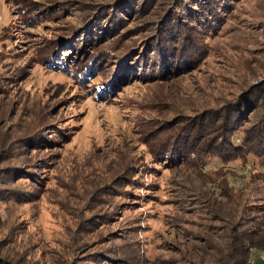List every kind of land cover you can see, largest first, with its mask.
Instances as JSON below:
<instances>
[{"label":"rangeland","instance_id":"374dc122","mask_svg":"<svg viewBox=\"0 0 264 264\" xmlns=\"http://www.w3.org/2000/svg\"><path fill=\"white\" fill-rule=\"evenodd\" d=\"M119 1L0 0L2 261L90 264L89 258L94 264L101 256L98 264H216L226 259L224 252L210 250L209 241L222 244L225 224L215 219L213 203L202 192L217 194L211 182L227 173L239 187L243 177L261 170L219 159L204 169L206 151L178 164L163 155L185 149L180 142L185 134L206 138L194 137L199 129L218 136L229 121L226 112L264 83V0H233L217 20L204 21L210 23L208 33L192 22L183 41L201 49L199 61L193 58L197 64L165 78L112 72L81 88L80 74L46 64L48 53L39 51L67 44L72 30L94 24L84 26L92 14L109 12ZM154 1L142 0L140 6ZM135 3L119 2L105 22L122 20L124 28L97 51L128 42L135 58L146 60L144 68L160 59L148 48L154 37L147 42L175 0H156L146 14L121 13ZM116 75L113 93L106 82ZM102 83L100 94L94 86ZM6 171L14 173L6 177ZM251 264H264V253H254Z\"/></svg>","mask_w":264,"mask_h":264},{"label":"trees","instance_id":"16d2710c","mask_svg":"<svg viewBox=\"0 0 264 264\" xmlns=\"http://www.w3.org/2000/svg\"><path fill=\"white\" fill-rule=\"evenodd\" d=\"M141 1L135 0L137 3L132 6L131 10L126 6L123 7L121 13L146 14L156 4L155 0L150 7L145 8L140 6ZM232 1L175 0L174 7L170 6L168 8L166 16L156 24L153 29V35L147 42L149 43L154 37L155 41L148 48L150 47L151 49V56L160 55V59L155 58L154 64L151 66L147 65L144 68H142L143 64H145L143 61L146 60L143 58L140 61L141 56L137 60L135 55L131 53L134 46L128 42H126V47L120 44L119 47L109 44L105 50L97 51L102 43L116 40L124 28L122 20L119 23L116 20H112L120 28L118 30L115 29L116 26H113L114 23L112 21L105 22L117 8L116 6L119 2L108 6L107 10L109 12L103 10L94 15L92 14L87 19L88 21L86 20L87 22H85L84 26L89 21L95 22L94 24L87 25L85 28L83 26L80 28V25L76 27L78 29L75 32V29L72 30L70 34V36L72 35L71 40L65 44L67 47L65 45L62 46V43L56 44L54 47L50 46L47 50H43L42 53L39 51V53L41 55L48 53L45 60L46 64L51 65V69L58 68L63 73H72L74 71V73L80 74L76 81L81 88L86 86V81L93 80V78L100 77L104 81L112 72L123 71L122 73L124 74L128 71V76L134 77L141 74L142 76L139 79L145 78V80L149 79V81L161 76L165 78L173 71H186L195 62L197 64L199 61L201 49L193 45L187 46L185 41H183L185 32L190 30V28L193 29L191 27L192 22H194L195 29L208 33L210 23L217 20L222 13L228 11ZM191 2L192 7L190 5ZM127 14L124 16H127ZM204 21H209V25ZM189 44L192 43L190 42ZM60 46H62L61 49ZM148 57L149 59L152 58ZM193 58H197L198 61L197 59L192 60ZM128 61L130 66H128ZM110 68H113V70H109ZM117 86V75L112 81L106 82V87L111 89L113 93L116 91ZM102 87L103 83L94 86V89L102 94ZM253 88L250 86L247 89ZM1 90L2 88L0 87ZM98 98L101 99L99 94L96 96V99ZM234 107L235 109H230L226 112L229 121L225 128L220 130L221 133L218 136L214 137L216 134L215 130L214 134H212L208 130L199 129V132H195L194 137L199 136V134L201 137H206L208 134L206 138L199 139L195 137L193 139L192 135L185 134V138H182V141L179 140L180 137L177 140L185 146L184 150H177L172 154L167 152L163 155V157H168L170 162H177L178 164L191 160L189 157H200V154L206 151L203 161L200 163L204 166V169L209 167L213 159H219L221 163H232L240 160L243 163V168H246L250 163L253 168L257 166V171L261 170L256 174L252 172L249 177H243L239 187L232 186L229 180L230 176L228 177L227 173V176L220 181L214 180L211 182L212 187L215 188V191L217 190V194L209 192L207 188L202 192V195L207 197L208 202L213 203L211 209L212 213L215 214V219L225 224L221 230L223 235L218 238V240L222 241V244L215 242V245H210L211 241L208 242L209 247H211L210 250L217 252L216 255L224 252V258L226 259L222 262L217 261L216 264H251L254 253H264V83L246 93V96L243 95L240 98V102ZM249 110H252L249 112L250 114H246V111ZM215 122L217 121L215 120ZM178 131L182 132V128L179 127ZM228 172L232 174L231 171L228 170ZM13 173V171H6L2 174L8 176ZM237 180L239 181L238 177ZM144 186L147 185L144 184ZM227 252L228 254H225ZM94 258L96 259L94 264L102 261L101 256H95ZM90 261L89 258L85 260L86 263L91 264ZM0 264L9 263L4 260Z\"/></svg>","mask_w":264,"mask_h":264}]
</instances>
